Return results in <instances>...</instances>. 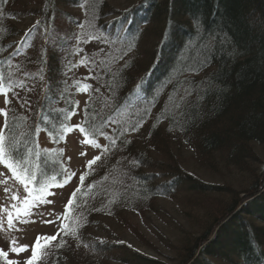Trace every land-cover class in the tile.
Listing matches in <instances>:
<instances>
[{
	"label": "trees",
	"instance_id": "obj_1",
	"mask_svg": "<svg viewBox=\"0 0 264 264\" xmlns=\"http://www.w3.org/2000/svg\"><path fill=\"white\" fill-rule=\"evenodd\" d=\"M21 15L40 20L16 48ZM70 74L72 90L89 92L81 129L105 143L72 197L65 235L86 243L97 263L167 264L112 255L121 245L91 240L90 231L110 218L135 233L131 216L181 198L194 231L180 238L179 264H264V0H139L128 10L111 0H0L5 151L36 177L34 191L64 179L37 138L49 129L57 143L72 128ZM178 141L223 180L186 170ZM58 239L35 264H64Z\"/></svg>",
	"mask_w": 264,
	"mask_h": 264
},
{
	"label": "rangeland",
	"instance_id": "obj_2",
	"mask_svg": "<svg viewBox=\"0 0 264 264\" xmlns=\"http://www.w3.org/2000/svg\"><path fill=\"white\" fill-rule=\"evenodd\" d=\"M138 1L111 0V3L114 7L128 10ZM63 10L67 14L71 13L72 15L82 13L81 8H64ZM39 20V16L33 15H21L18 19H14V25L19 34L18 37L13 38L10 42L16 44V48L20 47L18 43L21 41V35L32 30ZM68 22L69 19L68 21L63 18L59 20L58 23H60L59 25L63 31L70 29ZM71 29H73V26H71ZM38 38L42 41L41 36H38ZM73 58V63H77L78 55L75 52L73 53ZM71 81L72 75L70 74L67 81L69 86L65 88V91L67 93L69 91L67 98L75 103V108L70 118V122L73 125L72 128L57 143H54L53 135L49 129L41 130L37 138L39 147L51 151L53 158L61 165L63 169L61 175L64 179L61 183H52L47 187L43 195L45 200L50 202H41L32 208L30 215L24 216L20 220L14 219L12 227H9L7 223L8 213L12 212L15 215L17 211L12 208V205L17 204L20 209L24 206L21 199L12 200L11 197L17 195L23 198L27 197L28 193L24 191L23 185L19 183L13 173L4 164L0 163V249L9 251L10 259L18 260L19 264H24V261L32 255V249L38 237L56 236V239L59 238V243L66 250H62L61 259L64 264H132L129 260L120 261L115 257L108 258V261L104 263H97L86 243L83 245L79 241L74 240L72 236L65 235L68 231L66 219L68 217L69 200L70 198L72 199L73 193L81 186L80 176H86L89 169V161L100 154L101 147L105 143L104 138L92 141L81 131L83 115L89 102V92L86 89L72 90ZM5 101L6 97L0 90V109L6 110ZM5 122V116L0 114V135H3V137L5 128L2 126ZM175 144L179 145L176 146L179 148L177 152L186 170L197 174L205 181L219 182L223 180L222 177L214 176L211 172L201 168L198 162V155L194 150L179 141ZM97 145L101 147H97ZM81 153L86 155H81ZM31 158L30 152H27L23 160L25 161L26 159L31 162ZM262 168L264 169V165ZM232 172V181L238 186V181L235 180L238 177L236 175L237 172L234 170ZM71 173H75V175L71 177L69 182L67 176ZM162 174L163 171L157 170L159 177ZM160 180L164 181L165 179L160 178ZM30 188L32 189L31 184ZM5 189H8V191L6 192ZM33 195L39 196L40 192L33 190ZM179 200L182 202L183 199L162 197L158 200V208H155V212L150 211L144 217L139 215L131 216V223L136 225L135 233L131 229L121 227L110 218H100L90 231L91 240L112 246L121 245V248L111 251L112 255L116 251L123 253L135 251L150 258L161 259L167 264H179L180 255L177 248L180 238L194 231L192 223L186 216L183 205ZM47 221H53V223H48ZM66 226L67 228H65ZM86 240L88 243V238ZM13 241H15L16 246H28V250L21 252L19 255L12 253L10 248ZM51 241L54 240H41L40 243L44 245L49 244ZM42 250H38L39 258ZM0 264H4L3 259H0Z\"/></svg>",
	"mask_w": 264,
	"mask_h": 264
},
{
	"label": "snow or ice",
	"instance_id": "obj_3",
	"mask_svg": "<svg viewBox=\"0 0 264 264\" xmlns=\"http://www.w3.org/2000/svg\"><path fill=\"white\" fill-rule=\"evenodd\" d=\"M205 49H208V45H205ZM200 56H205V51H200ZM206 58V56H205ZM5 103H10V101H5ZM0 114L3 116H7V112L5 109H0ZM3 128H7V123H5ZM79 127V126H77ZM81 131H86L84 129H81ZM97 147H101L100 145H97ZM81 155H86L85 153H81ZM98 160H100V156L94 157L92 160L89 161L88 166L91 168L93 164H95ZM0 163L4 164L6 168H8L15 178L19 181L20 184L23 185L24 191L28 193L27 197L20 198L17 195H13L11 198L12 200L21 199L23 208L20 209V206L17 204H13L12 208L17 210L15 212V215L12 212H9L7 215V223L9 227L13 226V220H20L22 217L30 215L31 210L34 206L38 205L41 202L48 203L50 201L45 200L44 193L47 190L48 185H42L39 189L40 195L34 196L33 195V189L30 188V184L36 179L34 175H31L28 173L27 169L19 164V162L15 161L14 157L11 156V154H7L5 151V139L3 135H0ZM75 173L68 174L67 180L70 182L71 177L74 176ZM86 177L84 175L80 176V180L83 181ZM63 186V185H60ZM7 192L8 189H5ZM75 195V193H73ZM72 199L70 198L68 207H71ZM48 223H53V221H47ZM56 236L52 237H38L35 245L32 249V255L28 257L24 264H35V261L39 258L38 250H42L43 247H46L47 244L42 245L40 243L41 240L44 241H50L55 240ZM12 253H15L16 255H19L21 252L27 251L28 246H16L15 241L12 242V246L10 248ZM0 259H3L4 264H19L18 260L10 259L9 258V251H6L4 249H0Z\"/></svg>",
	"mask_w": 264,
	"mask_h": 264
}]
</instances>
